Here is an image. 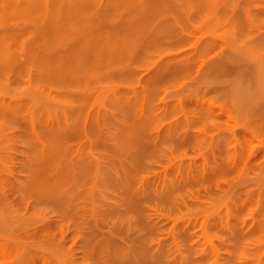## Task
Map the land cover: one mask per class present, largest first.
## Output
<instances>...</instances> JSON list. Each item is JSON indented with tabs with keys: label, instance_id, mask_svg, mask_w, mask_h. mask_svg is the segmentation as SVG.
<instances>
[{
	"label": "rangeland",
	"instance_id": "obj_1",
	"mask_svg": "<svg viewBox=\"0 0 264 264\" xmlns=\"http://www.w3.org/2000/svg\"><path fill=\"white\" fill-rule=\"evenodd\" d=\"M0 264H264V0H0Z\"/></svg>",
	"mask_w": 264,
	"mask_h": 264
}]
</instances>
